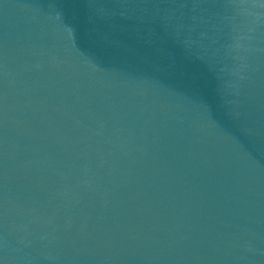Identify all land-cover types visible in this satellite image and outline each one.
Listing matches in <instances>:
<instances>
[{
	"label": "water",
	"instance_id": "1",
	"mask_svg": "<svg viewBox=\"0 0 264 264\" xmlns=\"http://www.w3.org/2000/svg\"><path fill=\"white\" fill-rule=\"evenodd\" d=\"M0 264H264V0H0Z\"/></svg>",
	"mask_w": 264,
	"mask_h": 264
}]
</instances>
